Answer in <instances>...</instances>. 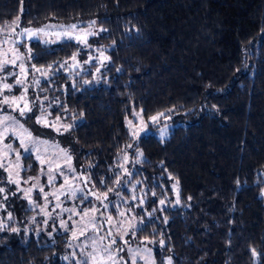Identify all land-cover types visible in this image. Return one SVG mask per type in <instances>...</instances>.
Returning a JSON list of instances; mask_svg holds the SVG:
<instances>
[{
    "label": "trees",
    "instance_id": "1",
    "mask_svg": "<svg viewBox=\"0 0 264 264\" xmlns=\"http://www.w3.org/2000/svg\"><path fill=\"white\" fill-rule=\"evenodd\" d=\"M18 17L100 29L85 45L29 44L31 64L51 71L40 113L60 124L31 132L57 142L95 191L134 200L137 242H154L157 264H264V0H0V37ZM95 49L107 57L96 77L69 67ZM136 114L167 121L168 136L154 125L133 135ZM12 158L23 177L39 174L37 153ZM9 206L0 264H90L73 255L67 218L42 225L20 194Z\"/></svg>",
    "mask_w": 264,
    "mask_h": 264
},
{
    "label": "rangeland",
    "instance_id": "2",
    "mask_svg": "<svg viewBox=\"0 0 264 264\" xmlns=\"http://www.w3.org/2000/svg\"><path fill=\"white\" fill-rule=\"evenodd\" d=\"M72 25L76 27L72 28ZM99 31L94 23L84 25L49 21L40 26L24 25L20 17L3 28L0 37V66H3L0 70V165L7 171L8 184L0 182V188L4 189L0 192V223L9 224V220L14 218L9 203L14 202L20 194L32 208L41 209L42 225L49 226L50 219L54 218L59 225L65 226L63 217L68 219L67 228L69 226L75 257L90 264H157L154 242L149 238L137 242L136 234L142 220L138 213L128 208L134 200L129 202L120 196L114 199L108 194L105 198V194L91 188L82 171L74 166L72 158L69 159L70 156L57 142L34 136L31 132L56 133L60 124L40 113L46 107L40 84L49 77L51 71L33 67L29 58V44L37 40L47 43L68 40L85 45L84 41L99 35ZM18 41L24 42V46H17ZM106 60L105 52L95 49L85 62L76 58L69 67L82 72L91 69L96 77ZM94 63L96 66H93ZM20 65H23V70ZM17 79L22 83L16 84ZM4 84L12 85L11 89L4 88ZM5 96L9 98V103H3ZM25 104L28 108H24ZM20 108H24L23 116ZM35 114L40 122L36 119L33 130H30L26 119ZM150 125L157 128L162 138L168 136L170 127L167 121L153 123L140 114L128 121L131 132L137 136ZM17 142L19 147L15 146ZM23 148L37 153L41 163L37 176L23 177L11 160L12 156H19ZM134 197L144 202L141 194ZM88 201L92 202V206L85 204ZM112 206L113 213L108 212ZM134 207L137 208V204ZM113 240L115 243H111ZM169 258L165 257L166 264H169Z\"/></svg>",
    "mask_w": 264,
    "mask_h": 264
},
{
    "label": "snow or ice",
    "instance_id": "3",
    "mask_svg": "<svg viewBox=\"0 0 264 264\" xmlns=\"http://www.w3.org/2000/svg\"><path fill=\"white\" fill-rule=\"evenodd\" d=\"M93 23H95L94 21H93ZM72 28H75L76 26L75 25H72L71 26ZM25 31H27V30H25ZM101 31H105V29H101ZM85 43H87V41L85 40L84 41ZM73 59H75L74 57H73ZM5 63H7V62H5ZM12 63H14V61L12 62ZM2 67L3 66H0V70H2ZM33 67H35V66H33ZM20 68L23 70V65H20ZM37 71H39V69H37ZM11 74V73H10ZM22 83V81H20L19 79H17L16 80V84H21ZM11 87H12V85H9V84H4V88H6V89H11ZM25 91H26V89H25ZM21 99L23 98V96H21L20 97ZM16 98H13V100H15ZM3 103H9V98L7 97V96H5L4 97V100H3ZM24 108H28V105L27 104H25L24 105ZM24 108H20L19 110H20V114L23 116L24 115ZM29 111H31V109H28ZM158 115H163L162 113L161 114H158ZM153 123H155L156 121H157V119H158V116H153V117H150L149 118ZM37 120H38V122H40V118H37ZM54 126V125H53ZM70 127V126H69ZM67 130V129H66ZM57 131H59V129H57ZM145 131H146V129H145ZM133 135H136V133H133ZM129 147H131V145H129ZM137 155L138 156H143V153L142 152H137ZM69 159H71V157H69ZM125 159H127V157H125ZM125 172L127 173V169H125ZM62 174V173H61ZM127 174H129L130 175V173H127ZM101 183H103V181H101ZM139 183V182H138ZM4 191V189L3 188H0V192H3ZM40 191H43V189H40ZM106 193H105V198H106ZM97 199H99V197H97ZM133 199H135V197H133ZM189 199H191V197H189ZM159 203L161 204V205H163L164 203H165V200H160L159 201ZM177 203H179V201L177 200ZM10 215V214H9ZM121 215H124V213H121ZM12 231H17V229H12ZM111 243H115V240H113ZM161 243H163V241H161ZM106 250H107V246H106ZM252 252H253V254L254 255H259V253H257L256 252V250L255 249H252ZM169 264H171V258H169Z\"/></svg>",
    "mask_w": 264,
    "mask_h": 264
}]
</instances>
